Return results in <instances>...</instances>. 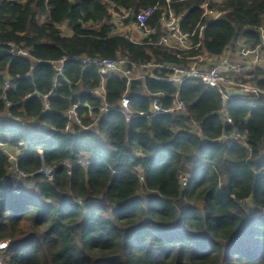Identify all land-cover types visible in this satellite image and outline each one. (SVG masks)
Wrapping results in <instances>:
<instances>
[{
  "label": "trees",
  "instance_id": "trees-1",
  "mask_svg": "<svg viewBox=\"0 0 264 264\" xmlns=\"http://www.w3.org/2000/svg\"><path fill=\"white\" fill-rule=\"evenodd\" d=\"M111 7L132 10L151 34L112 36ZM163 13L181 17L189 48L161 45ZM261 31L264 0H0V264H264V95L226 100L198 81L179 88L139 72L106 79L104 114L91 93L97 68L53 64L188 66L239 42L255 47ZM254 82L264 89L263 71ZM177 96L180 115L119 111L125 97L137 113ZM74 105L91 130L66 131Z\"/></svg>",
  "mask_w": 264,
  "mask_h": 264
},
{
  "label": "built area",
  "instance_id": "built-area-1",
  "mask_svg": "<svg viewBox=\"0 0 264 264\" xmlns=\"http://www.w3.org/2000/svg\"><path fill=\"white\" fill-rule=\"evenodd\" d=\"M12 1L15 0H6V2ZM214 12L215 11L213 10L207 11L209 15ZM110 13L112 15V36H122L134 40L133 35L138 34L141 37L140 40H142L148 37L152 32L151 30L142 27V25L138 22L129 20L133 13L132 10H126L121 7H111ZM138 19L141 23L145 22L147 14H140ZM180 21L181 17L176 16L174 13L170 15L167 13L162 14L160 18V24L163 32L160 41L161 45L171 49H183L184 47L187 49L190 47V39L182 32L180 28ZM261 33L262 41L259 45L251 47L239 42V44H237L234 48H231V50H234L238 55L235 60L225 57H221L220 59L214 61L198 58L188 66H182L155 62L138 63L132 62L124 57L117 59H105L91 56H72L69 58L65 57L60 60L59 63L53 64L57 65V69L60 71L61 66H63L66 60L72 59L85 67L97 68L102 75V82L101 86L97 90L95 89L91 91V93L95 98L103 99L101 112L104 114L112 110V107H110V105L105 101L106 79L112 76H118L125 78L130 82L139 72L152 73V75H155V78L167 83H173L179 88L186 82L198 81L208 87L218 89L226 100L230 97L226 94L230 89L243 91L245 94L243 96L244 98H251L252 95L260 97V95H264V89H261L258 84L254 82V80L256 78L257 69L264 65V31H261ZM3 44L4 43L0 42V45ZM10 47L9 53L12 56L30 57V54L26 49L17 48L13 45ZM12 87L13 81L6 78L5 89H10ZM49 96L50 95H46L44 98L48 99ZM10 106L11 104L8 103L7 107ZM46 109H50V107L46 105ZM77 109L78 106L74 105L66 113V117L69 120V123L66 126V131L70 129L73 123L79 125L83 131L91 130L92 126H88L83 123V119L79 115ZM184 109V102L177 96L173 99L172 105L169 108L163 107L160 100H154L149 111L133 113L129 102L125 97L121 100V107L119 108V111H122L129 119L138 116L144 117L150 121L159 115H180L184 112ZM11 158L12 157H10V159ZM45 169H43L42 172L48 175L51 170ZM3 243L4 242L0 243V245H4ZM7 247L8 246L0 247V249L4 248L0 256L3 254V251L7 249Z\"/></svg>",
  "mask_w": 264,
  "mask_h": 264
},
{
  "label": "crops",
  "instance_id": "crops-1",
  "mask_svg": "<svg viewBox=\"0 0 264 264\" xmlns=\"http://www.w3.org/2000/svg\"><path fill=\"white\" fill-rule=\"evenodd\" d=\"M209 17L212 19V20H215V19H217L218 17H219V13H216V12H214V13H212V14H210L209 15ZM134 36V35H133ZM133 39H135V40H137V38H134L133 37ZM140 40V39H139ZM143 40V39H142ZM239 44V43H238ZM183 49H186V47H184ZM221 57H225V58H229V59H231V60H235L236 59V57H238V55L236 54V52L233 50V51H231V48H229L223 55H221V56H218V57H210V58H208V57H205V56H203V57H199V58H201V59H208V60H211V61H214V60H217V59H220ZM206 59V60H207ZM257 71H263V74H264V65L263 66H261L260 68H258L257 69ZM262 77V76H261ZM229 93V92H228ZM231 96V95H230Z\"/></svg>",
  "mask_w": 264,
  "mask_h": 264
},
{
  "label": "rangeland",
  "instance_id": "rangeland-1",
  "mask_svg": "<svg viewBox=\"0 0 264 264\" xmlns=\"http://www.w3.org/2000/svg\"><path fill=\"white\" fill-rule=\"evenodd\" d=\"M62 29H63V31H68V29H67L66 26L62 27ZM133 37H134V38H137V41H142V40H139L141 37H140L138 34L134 35ZM134 40H135V39H134ZM19 153H20V151H17V152H9L10 157H12V158H11V161L14 162V161L16 160L17 155H18ZM45 170H47V169H45ZM243 204H244V203H243ZM3 244L5 245L4 247H6V246H8L9 242L4 241ZM3 249H4V248H1V249H0V254H1V252H2ZM3 252H5V250H4ZM1 257H2V255L0 256V258H1ZM2 260H3V258L0 259V263L2 262Z\"/></svg>",
  "mask_w": 264,
  "mask_h": 264
},
{
  "label": "water",
  "instance_id": "water-1",
  "mask_svg": "<svg viewBox=\"0 0 264 264\" xmlns=\"http://www.w3.org/2000/svg\"><path fill=\"white\" fill-rule=\"evenodd\" d=\"M229 95L234 96V97H243L245 94L243 91H238L234 89L229 90Z\"/></svg>",
  "mask_w": 264,
  "mask_h": 264
},
{
  "label": "snow or ice",
  "instance_id": "snow-or-ice-1",
  "mask_svg": "<svg viewBox=\"0 0 264 264\" xmlns=\"http://www.w3.org/2000/svg\"><path fill=\"white\" fill-rule=\"evenodd\" d=\"M0 247H4V245H0Z\"/></svg>",
  "mask_w": 264,
  "mask_h": 264
}]
</instances>
